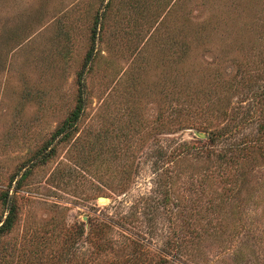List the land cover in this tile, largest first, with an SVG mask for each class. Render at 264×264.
Listing matches in <instances>:
<instances>
[{
  "label": "rangeland",
  "instance_id": "obj_1",
  "mask_svg": "<svg viewBox=\"0 0 264 264\" xmlns=\"http://www.w3.org/2000/svg\"><path fill=\"white\" fill-rule=\"evenodd\" d=\"M262 90L264 0H0V264H264Z\"/></svg>",
  "mask_w": 264,
  "mask_h": 264
},
{
  "label": "trees",
  "instance_id": "obj_2",
  "mask_svg": "<svg viewBox=\"0 0 264 264\" xmlns=\"http://www.w3.org/2000/svg\"><path fill=\"white\" fill-rule=\"evenodd\" d=\"M90 56H91V52H89L87 54V57H86L87 61H89ZM253 97H254L253 98L254 103L256 101L257 104H258L260 102V100L264 98V90H262L259 93H254ZM80 110H81V104H78L76 109L72 112L71 117L68 118L67 121L63 124L61 129L58 131L57 135L67 132V130H69V128H71L74 125V122L79 117ZM249 114L251 116L253 113H250V110L246 111L241 116V118L239 119L238 123H236V125H234L232 128H226V129H223V130L221 129V130H218V131H215V132L211 133L209 135L210 143L211 144H223L222 145L223 147H226V149L231 150L234 147V145L231 143V139H232V137L234 135V133H233V131L231 129L235 128V131H236V129L242 123H244L245 120H248V121L252 120V118L249 116ZM222 158H224V156ZM14 220H15V212H14L13 209H10L7 217L4 219V221L0 225V236L3 233H5V232H7L8 230L11 229V227H12V225L14 223Z\"/></svg>",
  "mask_w": 264,
  "mask_h": 264
},
{
  "label": "water",
  "instance_id": "obj_3",
  "mask_svg": "<svg viewBox=\"0 0 264 264\" xmlns=\"http://www.w3.org/2000/svg\"><path fill=\"white\" fill-rule=\"evenodd\" d=\"M99 202H100V203H104V202H105V199H103V198H99Z\"/></svg>",
  "mask_w": 264,
  "mask_h": 264
}]
</instances>
